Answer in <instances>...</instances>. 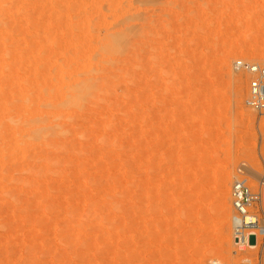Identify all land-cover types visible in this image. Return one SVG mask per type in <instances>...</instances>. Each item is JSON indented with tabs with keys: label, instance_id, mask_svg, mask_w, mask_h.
Returning <instances> with one entry per match:
<instances>
[{
	"label": "rangeland",
	"instance_id": "374dc122",
	"mask_svg": "<svg viewBox=\"0 0 264 264\" xmlns=\"http://www.w3.org/2000/svg\"><path fill=\"white\" fill-rule=\"evenodd\" d=\"M240 60L264 0H0V264H264L233 240L236 181L264 211Z\"/></svg>",
	"mask_w": 264,
	"mask_h": 264
},
{
	"label": "built area",
	"instance_id": "2783aa9c",
	"mask_svg": "<svg viewBox=\"0 0 264 264\" xmlns=\"http://www.w3.org/2000/svg\"><path fill=\"white\" fill-rule=\"evenodd\" d=\"M238 70L250 75L247 105L260 116H264V62L250 63L240 60L236 63ZM261 202L259 194L252 193L246 181H236L232 186L233 207V240L235 253L250 248V241L255 239L254 247L258 246V238L264 237V211H252ZM252 249V248H250ZM240 264H252L243 261Z\"/></svg>",
	"mask_w": 264,
	"mask_h": 264
},
{
	"label": "bare ground",
	"instance_id": "6f19581e",
	"mask_svg": "<svg viewBox=\"0 0 264 264\" xmlns=\"http://www.w3.org/2000/svg\"><path fill=\"white\" fill-rule=\"evenodd\" d=\"M110 44H111V43H110ZM108 46H109V45H108ZM109 47H110V46H109ZM109 47H108V48H109ZM111 47L113 48L112 45H111ZM74 90H75V89H74ZM72 92H74V91H72ZM72 92H71V93H72ZM75 92H76V91H75ZM77 93H79V92H77ZM75 94H76V93H75ZM80 94H81V93H80ZM80 94H79V95H80ZM76 95H77V94H76ZM74 96H75V95H74ZM71 97H72V96H71ZM76 97H77V96H76ZM76 97H72V98H76ZM72 98H70V99H72ZM41 127H42V126H41ZM35 129H36V128H35ZM46 129H47V128H46ZM37 130H38V129H37ZM15 131H16V130H15ZM42 131H43V130H42ZM14 134H15V133H14ZM16 137H17V136H16ZM234 219H235V218H234ZM233 226H234V224H233ZM251 247H252V246H251ZM255 248H256V247H255Z\"/></svg>",
	"mask_w": 264,
	"mask_h": 264
}]
</instances>
